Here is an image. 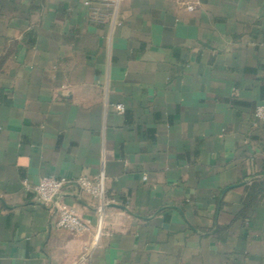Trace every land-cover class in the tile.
I'll use <instances>...</instances> for the list:
<instances>
[{"label":"crops","instance_id":"1","mask_svg":"<svg viewBox=\"0 0 264 264\" xmlns=\"http://www.w3.org/2000/svg\"><path fill=\"white\" fill-rule=\"evenodd\" d=\"M262 103L264 0H0V264H264Z\"/></svg>","mask_w":264,"mask_h":264},{"label":"built area","instance_id":"2","mask_svg":"<svg viewBox=\"0 0 264 264\" xmlns=\"http://www.w3.org/2000/svg\"><path fill=\"white\" fill-rule=\"evenodd\" d=\"M111 1V0H104ZM117 110L122 112L124 106L118 104ZM255 118L257 120L264 121V103L259 104L255 109ZM264 141V136H263ZM264 153V151H263ZM75 184L80 189L88 192L94 196L97 200L98 214L102 215L103 207L108 203L105 194L104 186V174L101 173L96 178H90L88 176H78L74 179H69L64 176L48 175L42 177L38 183L34 186V192L36 199L44 206L55 207L56 219L54 226L57 229H64L72 234H83L91 230L90 223L80 217L73 209L67 204L59 200L60 194L64 188ZM99 236V232L96 234V238ZM90 249H88L80 258L78 263H85L88 261ZM77 263V264H78Z\"/></svg>","mask_w":264,"mask_h":264}]
</instances>
